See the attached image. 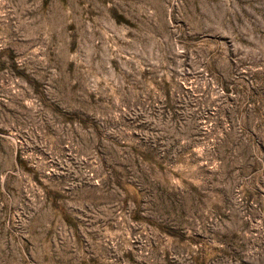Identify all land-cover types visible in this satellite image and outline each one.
<instances>
[{"label":"rangeland","instance_id":"obj_1","mask_svg":"<svg viewBox=\"0 0 264 264\" xmlns=\"http://www.w3.org/2000/svg\"><path fill=\"white\" fill-rule=\"evenodd\" d=\"M0 264H264V0H0Z\"/></svg>","mask_w":264,"mask_h":264}]
</instances>
